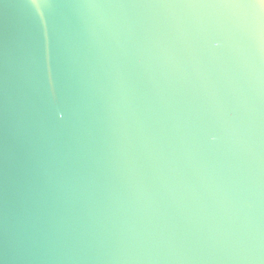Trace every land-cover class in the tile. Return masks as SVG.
I'll use <instances>...</instances> for the list:
<instances>
[{
	"label": "water",
	"instance_id": "water-1",
	"mask_svg": "<svg viewBox=\"0 0 264 264\" xmlns=\"http://www.w3.org/2000/svg\"><path fill=\"white\" fill-rule=\"evenodd\" d=\"M0 264H264V5L0 0Z\"/></svg>",
	"mask_w": 264,
	"mask_h": 264
},
{
	"label": "snow or ice",
	"instance_id": "snow-or-ice-1",
	"mask_svg": "<svg viewBox=\"0 0 264 264\" xmlns=\"http://www.w3.org/2000/svg\"><path fill=\"white\" fill-rule=\"evenodd\" d=\"M253 2H257V3L261 4V5H264V0H253Z\"/></svg>",
	"mask_w": 264,
	"mask_h": 264
}]
</instances>
